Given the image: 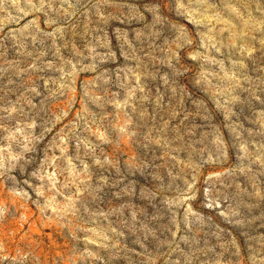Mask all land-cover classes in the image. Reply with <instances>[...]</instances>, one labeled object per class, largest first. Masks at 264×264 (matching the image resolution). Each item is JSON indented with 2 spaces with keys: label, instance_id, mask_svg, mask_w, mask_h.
Wrapping results in <instances>:
<instances>
[{
  "label": "rangeland",
  "instance_id": "rangeland-1",
  "mask_svg": "<svg viewBox=\"0 0 264 264\" xmlns=\"http://www.w3.org/2000/svg\"><path fill=\"white\" fill-rule=\"evenodd\" d=\"M0 264H264V0H0Z\"/></svg>",
  "mask_w": 264,
  "mask_h": 264
}]
</instances>
